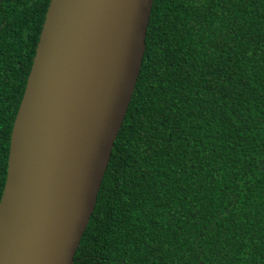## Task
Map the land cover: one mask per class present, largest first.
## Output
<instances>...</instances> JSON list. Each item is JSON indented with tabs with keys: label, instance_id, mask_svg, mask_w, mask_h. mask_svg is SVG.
I'll use <instances>...</instances> for the list:
<instances>
[{
	"label": "trees",
	"instance_id": "obj_1",
	"mask_svg": "<svg viewBox=\"0 0 264 264\" xmlns=\"http://www.w3.org/2000/svg\"><path fill=\"white\" fill-rule=\"evenodd\" d=\"M48 1L0 28V197ZM200 263L264 264V0H153L72 264Z\"/></svg>",
	"mask_w": 264,
	"mask_h": 264
},
{
	"label": "water",
	"instance_id": "obj_2",
	"mask_svg": "<svg viewBox=\"0 0 264 264\" xmlns=\"http://www.w3.org/2000/svg\"><path fill=\"white\" fill-rule=\"evenodd\" d=\"M152 3L49 0L10 134L0 264L73 263L136 86Z\"/></svg>",
	"mask_w": 264,
	"mask_h": 264
},
{
	"label": "flooded vegetation",
	"instance_id": "obj_3",
	"mask_svg": "<svg viewBox=\"0 0 264 264\" xmlns=\"http://www.w3.org/2000/svg\"><path fill=\"white\" fill-rule=\"evenodd\" d=\"M44 1L45 0H0V28L6 23V17L8 18L12 13H15L16 11H19L28 6L30 7L28 9L30 11L31 7H34L35 11H31V17L33 20H35L36 17L39 16V12L36 11V8H38V6H35V4L39 3L42 8Z\"/></svg>",
	"mask_w": 264,
	"mask_h": 264
}]
</instances>
